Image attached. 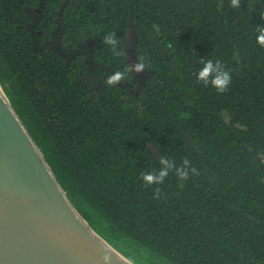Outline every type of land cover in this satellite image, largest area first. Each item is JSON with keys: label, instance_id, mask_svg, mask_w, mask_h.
I'll return each mask as SVG.
<instances>
[{"label": "trees", "instance_id": "obj_1", "mask_svg": "<svg viewBox=\"0 0 264 264\" xmlns=\"http://www.w3.org/2000/svg\"><path fill=\"white\" fill-rule=\"evenodd\" d=\"M261 14L264 0H0L16 115L77 212L134 263L264 264ZM132 52L146 69L108 86ZM208 59L231 73L227 92L197 83ZM161 157L199 175L145 187Z\"/></svg>", "mask_w": 264, "mask_h": 264}, {"label": "water", "instance_id": "obj_2", "mask_svg": "<svg viewBox=\"0 0 264 264\" xmlns=\"http://www.w3.org/2000/svg\"><path fill=\"white\" fill-rule=\"evenodd\" d=\"M136 264L77 212L0 83V264Z\"/></svg>", "mask_w": 264, "mask_h": 264}, {"label": "clouds", "instance_id": "obj_3", "mask_svg": "<svg viewBox=\"0 0 264 264\" xmlns=\"http://www.w3.org/2000/svg\"><path fill=\"white\" fill-rule=\"evenodd\" d=\"M231 6L240 7V0H230ZM261 18L264 19V14H261ZM257 43L264 48V25H259L257 27ZM103 43L108 45L113 55H121V49L119 47L120 41L116 36L115 32H111L105 35L103 38ZM203 67L196 73V81L205 87L211 86L215 88L217 93H225L232 81L231 73L225 69L224 65L220 61L213 62V60L208 59L202 61ZM146 69L143 60H139L136 63L128 65L125 71H118L109 74L105 78V83L108 86L119 85L120 82L126 81V73L141 72ZM160 168L152 172L141 173V180L145 187L151 185L163 184L164 180L169 176L170 172H174L178 180L181 181V187L183 183L191 178V176H198L199 171L195 166L192 165L191 161L187 158L183 159L180 165L167 157L160 158ZM160 189L157 188L154 192V198H159ZM105 264L109 261V257H103Z\"/></svg>", "mask_w": 264, "mask_h": 264}, {"label": "flooded vegetation", "instance_id": "obj_4", "mask_svg": "<svg viewBox=\"0 0 264 264\" xmlns=\"http://www.w3.org/2000/svg\"><path fill=\"white\" fill-rule=\"evenodd\" d=\"M130 56H131L132 58H134L133 60L130 59V60H132L131 62L136 63V56H135V53L132 52ZM140 74H141V72H140Z\"/></svg>", "mask_w": 264, "mask_h": 264}]
</instances>
